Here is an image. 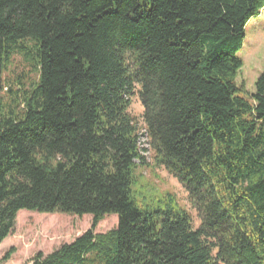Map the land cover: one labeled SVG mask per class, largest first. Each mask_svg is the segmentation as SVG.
<instances>
[{
    "label": "trees",
    "instance_id": "16d2710c",
    "mask_svg": "<svg viewBox=\"0 0 264 264\" xmlns=\"http://www.w3.org/2000/svg\"><path fill=\"white\" fill-rule=\"evenodd\" d=\"M263 8L0 0V95L14 57H38V79L12 106L0 98V244L27 209L93 216L90 230L31 264H264V71L253 93L238 82L246 26ZM145 135L199 227L174 195L138 192L151 166ZM110 214L117 227L96 233Z\"/></svg>",
    "mask_w": 264,
    "mask_h": 264
},
{
    "label": "rangeland",
    "instance_id": "374dc122",
    "mask_svg": "<svg viewBox=\"0 0 264 264\" xmlns=\"http://www.w3.org/2000/svg\"><path fill=\"white\" fill-rule=\"evenodd\" d=\"M32 45V43H27ZM244 60V67L238 82L245 81L247 90L253 93L256 82L264 71V8L260 15L253 17L246 26L244 46L239 53ZM38 59L33 53L30 60L22 54H17L5 71V87L0 98L5 105H13L14 92L21 90L23 85L30 86L31 80L38 79L37 72L32 67ZM132 114L142 124L144 108L138 94L134 95L131 106ZM142 145L149 149L147 162L151 166L139 170V188L146 199H154L168 193L176 197L177 203L189 211L193 217L194 226H200L201 219L193 205L188 191L177 178L165 168L154 166L153 152L149 146L148 137H142ZM143 194V195H142ZM154 203V206H158ZM167 208L168 205H164ZM93 216L86 214L78 216L66 213H40L23 209L18 213L12 233L0 244V264H31L34 256L43 252L48 255L64 244L74 242L79 236L90 230ZM118 225V215H107L98 225L96 233H106ZM14 248V253L8 260H3L6 253Z\"/></svg>",
    "mask_w": 264,
    "mask_h": 264
},
{
    "label": "built area",
    "instance_id": "2783aa9c",
    "mask_svg": "<svg viewBox=\"0 0 264 264\" xmlns=\"http://www.w3.org/2000/svg\"><path fill=\"white\" fill-rule=\"evenodd\" d=\"M142 146H143V145H142ZM148 153H149V151H146V152L144 153V155L147 156Z\"/></svg>",
    "mask_w": 264,
    "mask_h": 264
}]
</instances>
